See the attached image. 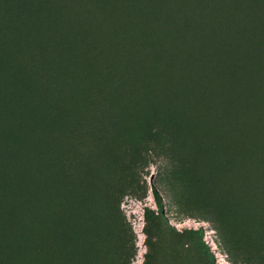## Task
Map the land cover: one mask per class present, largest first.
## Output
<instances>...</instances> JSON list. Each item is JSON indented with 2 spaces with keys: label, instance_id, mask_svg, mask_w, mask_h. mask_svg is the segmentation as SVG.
Wrapping results in <instances>:
<instances>
[{
  "label": "rangeland",
  "instance_id": "1",
  "mask_svg": "<svg viewBox=\"0 0 264 264\" xmlns=\"http://www.w3.org/2000/svg\"><path fill=\"white\" fill-rule=\"evenodd\" d=\"M0 264H264V0H0Z\"/></svg>",
  "mask_w": 264,
  "mask_h": 264
},
{
  "label": "trees",
  "instance_id": "2",
  "mask_svg": "<svg viewBox=\"0 0 264 264\" xmlns=\"http://www.w3.org/2000/svg\"><path fill=\"white\" fill-rule=\"evenodd\" d=\"M17 1L18 0H9V3L10 4H14V5H16L17 4ZM49 2H54V1H56V0H48ZM81 11H83V12H79V16H81L86 10H85V7L83 6L82 7V10ZM32 108H34V106L32 107ZM23 174H25L24 172H22ZM154 197H155V199L157 200V202H158V205L160 206V198H159V196H158V194L157 193H155L154 194Z\"/></svg>",
  "mask_w": 264,
  "mask_h": 264
}]
</instances>
